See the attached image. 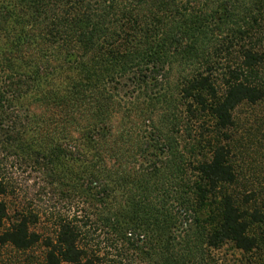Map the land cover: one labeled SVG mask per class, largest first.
Listing matches in <instances>:
<instances>
[{
	"label": "trees",
	"instance_id": "16d2710c",
	"mask_svg": "<svg viewBox=\"0 0 264 264\" xmlns=\"http://www.w3.org/2000/svg\"><path fill=\"white\" fill-rule=\"evenodd\" d=\"M258 104L264 0H0V197L13 164L66 205L43 237L41 214L0 201V245L40 244L44 264L148 239L158 264L252 253L264 212L228 189L235 112Z\"/></svg>",
	"mask_w": 264,
	"mask_h": 264
},
{
	"label": "rangeland",
	"instance_id": "374dc122",
	"mask_svg": "<svg viewBox=\"0 0 264 264\" xmlns=\"http://www.w3.org/2000/svg\"><path fill=\"white\" fill-rule=\"evenodd\" d=\"M236 129L234 131V149L232 163L237 175V182L228 191L234 194L243 202L245 197L250 198L246 205L255 208L260 207L264 212V105L254 106L243 105L236 112ZM192 125V127H191ZM197 125L190 124L191 135L198 137ZM196 132V133H195ZM183 144V143H182ZM11 162L13 160L11 159ZM9 176L18 185L17 195L0 197L9 208V216H13L17 208L22 206L34 213L41 214V223L33 229L41 236L46 237L52 234V227L49 218L44 215L47 210L55 208L65 212L64 202L55 199L52 194L45 195L42 190L43 181L33 169L23 166L11 165L7 168ZM51 207V209H48ZM7 226V225H6ZM253 234L256 236L259 247L250 254H243L231 245H225L218 250L204 247L203 264H257L264 260V224L253 227ZM100 235V234H99ZM100 235L98 240H103ZM136 241V239L134 238ZM133 240V242H135ZM146 244V245H145ZM144 251L122 249L118 251L114 246H99L106 254L105 264H158L148 254H155L148 239L140 242L137 246ZM124 252V255L122 253ZM141 252V253H140ZM44 249L39 244L27 252H18L10 246L0 245V264H44Z\"/></svg>",
	"mask_w": 264,
	"mask_h": 264
}]
</instances>
